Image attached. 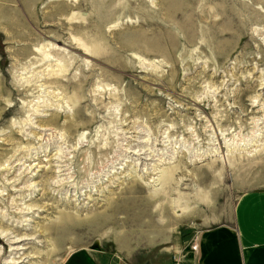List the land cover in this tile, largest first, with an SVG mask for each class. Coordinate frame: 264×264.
I'll list each match as a JSON object with an SVG mask.
<instances>
[{
    "label": "rangeland",
    "instance_id": "1",
    "mask_svg": "<svg viewBox=\"0 0 264 264\" xmlns=\"http://www.w3.org/2000/svg\"><path fill=\"white\" fill-rule=\"evenodd\" d=\"M249 190L264 0H0V264L171 262Z\"/></svg>",
    "mask_w": 264,
    "mask_h": 264
},
{
    "label": "crops",
    "instance_id": "2",
    "mask_svg": "<svg viewBox=\"0 0 264 264\" xmlns=\"http://www.w3.org/2000/svg\"><path fill=\"white\" fill-rule=\"evenodd\" d=\"M191 241L190 248H186V251L182 248L183 251L178 253L183 254L184 262L189 264H264V190L241 193L233 206L230 226L212 227L196 232ZM84 252L95 261L69 262L73 258L70 254L62 264L170 263L124 262L121 259L113 260L100 254ZM188 254L190 258L187 260ZM102 257L106 258L105 262H102Z\"/></svg>",
    "mask_w": 264,
    "mask_h": 264
},
{
    "label": "bare ground",
    "instance_id": "3",
    "mask_svg": "<svg viewBox=\"0 0 264 264\" xmlns=\"http://www.w3.org/2000/svg\"><path fill=\"white\" fill-rule=\"evenodd\" d=\"M225 2H226V3H229V0H225ZM34 52H36V51H34ZM139 154H140V153H139ZM145 154H147V153H145ZM145 154H141L140 156H137L138 159H139L140 161H144V160H145V161H151V160H147V159H144V160H143L142 156L145 155ZM136 155H137V153H136ZM144 158H148V156L145 155ZM139 160H138V161H139ZM145 161H144V162H145ZM141 165L144 166L145 164H141ZM166 175H167L166 178H167L168 180L172 178V172L167 173ZM136 184H137V183H136ZM137 185H138V184H137ZM12 251H19V250H18V249H13Z\"/></svg>",
    "mask_w": 264,
    "mask_h": 264
},
{
    "label": "built area",
    "instance_id": "4",
    "mask_svg": "<svg viewBox=\"0 0 264 264\" xmlns=\"http://www.w3.org/2000/svg\"><path fill=\"white\" fill-rule=\"evenodd\" d=\"M185 256L183 254H177L176 257H173L169 264H183Z\"/></svg>",
    "mask_w": 264,
    "mask_h": 264
},
{
    "label": "trees",
    "instance_id": "5",
    "mask_svg": "<svg viewBox=\"0 0 264 264\" xmlns=\"http://www.w3.org/2000/svg\"><path fill=\"white\" fill-rule=\"evenodd\" d=\"M189 258H190V255L188 254V255L186 256V259L188 260ZM183 264H189V263L184 262Z\"/></svg>",
    "mask_w": 264,
    "mask_h": 264
},
{
    "label": "water",
    "instance_id": "6",
    "mask_svg": "<svg viewBox=\"0 0 264 264\" xmlns=\"http://www.w3.org/2000/svg\"><path fill=\"white\" fill-rule=\"evenodd\" d=\"M93 248H96V244H94V247Z\"/></svg>",
    "mask_w": 264,
    "mask_h": 264
}]
</instances>
